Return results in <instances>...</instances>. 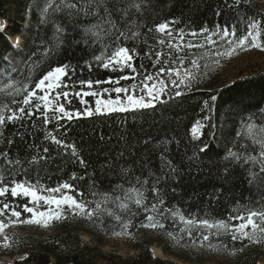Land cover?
<instances>
[{
	"label": "snow or ice",
	"instance_id": "6c2138e0",
	"mask_svg": "<svg viewBox=\"0 0 264 264\" xmlns=\"http://www.w3.org/2000/svg\"><path fill=\"white\" fill-rule=\"evenodd\" d=\"M241 2L235 0L234 4H230L225 0V4L233 9H238ZM143 4L144 0H49L45 13L52 9L53 12H66L69 17L81 14L96 17L97 22L85 28V34L90 33L102 43L105 38L109 42L103 43L101 54L94 56L92 62L86 61L84 67L91 72L95 64L119 75L109 76L106 80H73L76 66L69 63L50 66L36 79L30 74L21 73L22 79L0 86V140L4 139V129L9 124L24 129L15 133L21 140L25 135H31L27 131L29 126L39 128L44 134V141L55 145L57 156L69 157L70 162L78 163L87 175L88 163L76 142L69 138L73 122L94 116L134 114L155 109L157 103L166 102L162 97H180L183 95L179 90L181 86L188 89L199 81L203 71L210 67L209 63L201 64V61L210 59L212 64L219 65L221 58L232 57L240 51H264V40L260 39L264 35V19L249 16L240 35L237 34L236 24L227 21L224 24L216 23L211 29L205 25L198 31L175 29L172 25L177 21H166L148 27L144 33L140 30L141 25L130 19L134 12H141ZM214 14L220 17V9L217 8ZM6 26V22L0 23V31H4ZM64 31V27L56 25V48L64 43ZM148 34H152L154 43L143 38ZM138 41L143 48L137 46ZM16 46H19V40ZM192 50L203 51L197 55ZM52 51L46 48L45 57ZM144 59L150 62L153 71H149L143 63ZM138 60L140 63L137 65ZM26 67L31 73L35 62ZM122 81L131 83L123 84ZM169 84L174 94H170ZM86 97L94 98V106H90ZM210 99L215 102L217 97L213 95ZM74 100H78L83 107H73ZM204 104L206 108L209 107L208 101ZM248 119L251 121L252 117ZM204 127L206 125L201 121L191 127V141H200ZM211 127L215 128V125ZM240 135L237 132V136ZM244 135L251 140V145L242 146L244 151L248 152L251 147L252 152H256L255 146H259L258 154L244 155L230 149L225 159H243L245 164L250 161L258 164L259 173L249 172L251 179L248 182L251 184L259 174H264V124L245 123ZM173 140L176 144L180 143L175 137L162 142L165 147L159 157V172L149 167L146 160L139 162L138 174L131 167L122 168L123 183L116 184L109 192L98 191L95 180L85 191L71 182L85 179V176L78 177L75 172L69 180L58 182L55 186L45 185L39 179L35 182L17 179L19 173L10 177L0 175V245L5 250L12 249L13 245L18 246L17 237L9 236L6 231L10 227L38 226L48 229L76 219L85 220L97 231L114 238L134 239L133 229H145L166 234L179 247L198 246L229 255H236L250 245L264 244V206L257 209L238 204L224 218H207V214L205 217L195 214L186 216L178 206L168 207L165 197L169 184L175 183L181 173V169L166 155V146ZM6 143L11 146L15 141L8 138ZM148 143L150 140L144 141V144ZM29 148L36 149L35 154L26 161L29 166L55 159L50 157L47 146L41 149L39 145L31 144ZM193 148L192 155L187 158L196 162L201 154L210 150V145L194 144ZM0 159L9 171L22 168L21 160L11 157L7 150L0 151ZM23 171L26 176L27 170ZM228 172L229 169L225 168V176ZM170 190L176 192L174 187ZM141 213L143 219L134 223ZM108 219L112 222L109 223ZM237 243L241 245L239 248L236 247ZM27 258L21 257V261Z\"/></svg>",
	"mask_w": 264,
	"mask_h": 264
},
{
	"label": "trees",
	"instance_id": "16d2710c",
	"mask_svg": "<svg viewBox=\"0 0 264 264\" xmlns=\"http://www.w3.org/2000/svg\"><path fill=\"white\" fill-rule=\"evenodd\" d=\"M48 2L49 0H0V19L8 24L6 33L0 32V70L5 65V57L9 55L18 57L20 63L13 81L22 79L21 73L30 74L33 79L39 78L50 66L62 63L76 66L73 80H106L109 76L119 75L95 64L91 72L84 67L86 61L92 62L94 56L101 54L103 43L109 42L107 38L102 43L90 33L85 34V28L97 22L96 17L83 14L69 17L66 12H53L52 9L45 13ZM228 3L234 4L235 0H228ZM217 8L221 11L220 17L214 14ZM249 16L264 19V10L258 8V0H242L238 9L229 8L225 0H144L141 12H134L130 19L141 25L140 30L144 33L148 27L166 21L175 20L177 23L172 27L186 31H198L205 25L211 29L216 23L224 24L227 21L236 24L237 34L240 35ZM57 24L65 28L62 35L64 43L59 48L55 47ZM7 35L21 36L22 48L15 49ZM143 38L154 43L152 34ZM260 39L264 40V35ZM137 46L143 48L139 41ZM46 48L53 49L47 57L44 55ZM32 62H35V67L29 73L26 65L30 66ZM136 63L138 65L140 61ZM143 63L148 66L149 71H153L149 61L144 59ZM122 83L128 84L131 81ZM180 91L183 93L180 97H162L166 102L157 103L155 109L134 114L94 116L73 122L69 138L76 142L88 163L87 175L85 169L78 163H71L69 157L57 156L55 145L44 141V134L39 128L29 126L27 131L31 135H25L21 140L15 133L24 129L9 124L4 129V139L0 140V151L7 150L11 157L20 159L22 168L9 171L8 166L0 159V175L10 177L19 173L17 179L32 182L39 179L45 185L55 186L58 182L69 180L75 172L78 177L85 176V179L71 182L83 187L85 191L95 180L98 191L109 192L116 184L123 183L122 168L131 167L138 174L139 162L146 160L149 167L159 172V157L165 147L162 142L175 137L180 143L176 144L173 140L168 144L166 155L181 169V173L175 183L169 184L165 197L168 207L178 206L186 216L195 214L205 217L207 214V218H224L238 204L257 209L264 206V174H259L253 183L248 182L251 179L249 172L259 173V165H254L251 161L245 164L243 159H225L230 149L244 155L258 154L259 146H255L256 152H252L251 147L245 152L242 146L251 145V140L244 135V124H264V67L219 87L196 84ZM170 94H174V91ZM213 95L217 97L215 102L210 99ZM85 99L90 106H94L92 97ZM205 101L209 102L208 108L205 107ZM73 107L83 106L78 100H74ZM205 117L209 119L206 120ZM249 117H252L251 121ZM197 121H201L206 127L202 129L200 141L193 142L190 129ZM211 125H215V128ZM237 132L241 135L237 136ZM8 138L14 139L15 143L7 145ZM145 140H150V143L144 144ZM200 143L210 145V150L201 154L198 161H189L187 157L192 155L193 145ZM31 144L39 145L41 149L49 147L50 157L55 159L29 166L26 161L36 152V149L29 148ZM225 168L229 169L227 176L224 174ZM23 170H27L26 176ZM172 187L176 189L175 193L170 190ZM142 219L143 213L135 218L134 223H139ZM108 222L112 221L108 219ZM133 231L141 237L149 232L167 237L158 231ZM78 232L98 235L102 231H97L85 220L76 219L68 224H56L46 237L37 240L29 237L26 242L18 244L22 245L21 248L3 249L0 253L3 256L23 254V257H28L26 260L21 261L20 258L1 264H94L87 256ZM150 243V240H146L138 244L137 254L120 259L118 264H168L152 256ZM240 246L237 243L236 247ZM259 260L264 262V244L250 245L242 252H237L234 264H257Z\"/></svg>",
	"mask_w": 264,
	"mask_h": 264
},
{
	"label": "rangeland",
	"instance_id": "374dc122",
	"mask_svg": "<svg viewBox=\"0 0 264 264\" xmlns=\"http://www.w3.org/2000/svg\"><path fill=\"white\" fill-rule=\"evenodd\" d=\"M258 8L264 10V0H258ZM4 22L3 19H0V23ZM6 25L8 26L7 23ZM6 30L7 29L0 32L6 33ZM13 37L15 36L7 35V38L15 49H21L23 46L22 37L17 36V39L12 40ZM17 40H19V46H16ZM200 51L203 50H196L193 52L198 55ZM205 62L209 63L210 67L203 71L199 81L194 82L192 86L199 84L219 87L256 70L262 69L264 67V52L258 49L240 51L232 57L221 58L219 65L212 64L210 59L201 61V64ZM19 67V58L7 55L5 57V65L0 70V86L4 83L13 82V76L17 73ZM183 88L184 87L181 86L179 90ZM169 89L170 92L174 91L170 84ZM68 222H72V220ZM68 222L58 224H68ZM51 228L52 227L45 229L38 226H17L10 227L6 231L9 236L15 235L19 243H23L26 242L29 237H33L36 240L46 237L51 231ZM77 234L80 237L82 246L86 248L85 252H87V256L94 264H118L120 259L135 256L138 252V244L144 243L146 240H150L151 242L149 250L152 256L160 258L168 264H234L236 259V255H229L225 252H211L200 249L198 246L179 247L169 238L160 236L154 232H149L148 235L144 237L135 235L134 239H127L124 237L114 238L110 234L104 235L103 232H99L98 235L82 232H78ZM21 246L22 245H13L12 249L21 248ZM3 249V246L0 245V253ZM21 257H23V254L15 256L0 255V264L11 263L13 260L20 259ZM257 264H264V262L259 260Z\"/></svg>",
	"mask_w": 264,
	"mask_h": 264
},
{
	"label": "bare ground",
	"instance_id": "6f19581e",
	"mask_svg": "<svg viewBox=\"0 0 264 264\" xmlns=\"http://www.w3.org/2000/svg\"><path fill=\"white\" fill-rule=\"evenodd\" d=\"M17 39V36L13 37L12 40Z\"/></svg>",
	"mask_w": 264,
	"mask_h": 264
}]
</instances>
